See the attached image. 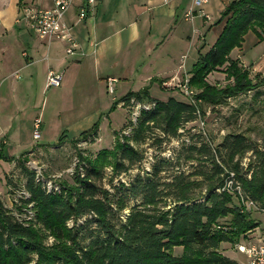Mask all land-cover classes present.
Here are the masks:
<instances>
[{
	"label": "trees",
	"instance_id": "1",
	"mask_svg": "<svg viewBox=\"0 0 264 264\" xmlns=\"http://www.w3.org/2000/svg\"><path fill=\"white\" fill-rule=\"evenodd\" d=\"M219 21L222 32L207 51L199 50L190 72L193 102L161 101L146 89L116 101L134 97L154 105L140 113L130 137L117 141L111 175L104 169L109 151H102L94 162L82 160L83 173L70 177L72 184L49 191L39 179L48 178L37 177L23 160L37 147L13 161L22 183L11 188L7 177L12 206L0 196V264H238L221 245L245 242L259 225L251 211L264 214V130L257 140L230 131L217 142L187 130L175 159L149 160V168L133 146L161 148L184 136L203 105L264 91V74L253 81L231 58L247 34L264 41V0L233 1ZM223 66L233 83L216 88L206 77ZM246 201L255 209L246 210Z\"/></svg>",
	"mask_w": 264,
	"mask_h": 264
},
{
	"label": "crops",
	"instance_id": "2",
	"mask_svg": "<svg viewBox=\"0 0 264 264\" xmlns=\"http://www.w3.org/2000/svg\"><path fill=\"white\" fill-rule=\"evenodd\" d=\"M233 1L205 0L196 6L193 0H97L94 12L83 20L75 2L63 16L78 45L76 54L69 56L63 42L38 38L23 17L22 6L49 9L50 0H8L0 8V174L11 169L9 162L33 150L26 151L36 118L44 127L47 105H40V98L52 88L46 87L49 70L62 75L60 86L50 90L57 113L96 107L95 114L103 115L113 108L112 100L129 92L146 89L155 98V86L180 99L176 89L162 83L176 74L189 79L190 69L181 73L186 54L192 62V51L199 52L209 35L214 37L206 51L215 43L224 27L221 15ZM189 11L191 18L186 17ZM108 77L117 80L114 93L120 99L107 92ZM94 126L100 131L96 122ZM13 152L20 155L12 158Z\"/></svg>",
	"mask_w": 264,
	"mask_h": 264
},
{
	"label": "rangeland",
	"instance_id": "3",
	"mask_svg": "<svg viewBox=\"0 0 264 264\" xmlns=\"http://www.w3.org/2000/svg\"><path fill=\"white\" fill-rule=\"evenodd\" d=\"M7 1L8 0H0V8L6 4ZM213 37L212 34L206 39V43L201 49L203 53L206 51V48L211 45ZM192 52H194V55H192V62H190L191 56H189L188 52L186 54L187 60H185V65L186 62L187 65L181 73H183V71L187 72V69L192 70L194 63H196L199 52ZM231 58L239 61L240 65H242V70H245V68L249 69L251 71L249 76L254 81V77L257 73L264 74V41L258 42L253 34H248L242 46L232 51ZM225 68L226 67L223 66L209 73L206 77L207 82L214 85L216 88L230 86L233 83V79L228 77ZM136 87L137 85L134 84L133 89ZM52 89H54V87L49 89L48 94L44 92V95L40 98V105L42 102H44V105H47L43 118L45 129L44 127L42 129L43 124L41 123L40 138L38 140L33 138L31 145L27 147L26 151L33 149V147L38 144H47L50 145V147L45 148L38 146L31 154L24 156L23 160L27 161L25 163L27 167L32 170L36 169L35 171L40 172L41 175H44L46 178H53L54 176L61 175L60 177H55L54 180L58 184L65 186L66 184L73 183V179L70 178L71 176H69L66 170L73 165L75 159L94 162L98 160L99 154L102 151H109V155H107L108 163L105 165L104 169L107 174L111 175L113 172L111 163L114 160L112 154L117 148L115 136L118 134L121 128L120 126L126 122L125 112L115 106L116 100H112L113 108H109V110L105 112L103 110V115L102 113L95 114L96 112H94V109L96 107L91 109L83 108L82 111L79 110L76 112L73 110L62 112V109H60L59 111L61 112L57 113L51 104L52 98L50 90ZM192 89L196 91V88ZM260 90L261 91L253 90L235 97L227 98L218 105H203L202 112L204 114L200 113L201 115L198 120L188 123L185 126L184 130H182L185 131L184 136L181 137V139H172L166 142L161 148L133 144V146L143 154V162L141 165L145 168H149L147 161L151 160L149 162H153L156 158L160 157L175 159L182 141L187 138V136H185L187 135V130L190 131V134H198V132L203 131L212 138H215V142L221 140V138L230 131L244 132L245 135L252 140H257L261 130H264V91H262V89ZM175 92L179 95L178 98L184 101L187 100L179 90ZM151 93L153 97L159 100H167L169 97V94L161 91L157 86L152 88ZM114 94L116 99L121 98L118 92ZM108 115L109 118L104 119V117L106 118ZM95 122L100 128V141L88 140L92 139V133L98 127L94 126ZM113 129L118 130L113 132ZM63 135L65 136L64 138H62ZM86 139L88 141L84 142L83 140ZM19 155L20 152H13L11 157L16 158ZM171 162L170 169H176L174 162ZM9 164L12 166L10 167L11 169L0 174V188L2 189L0 196L7 206H12L11 198L8 196L9 188L7 187V189H5L7 177L9 178L8 180L14 183L11 188H18L22 183V176L19 174L20 172L18 170L14 172V162H9ZM120 177L125 179L124 174ZM106 180L108 179L106 178ZM3 183H5V185H2ZM104 184L108 187L107 181H104ZM251 216L259 225L253 231V235L251 234L246 239L250 241L249 243H256L258 239L264 238V214L254 210L251 211ZM221 250L225 256L236 260L238 264H248L247 258L237 250L235 245L224 243V245H221ZM175 254H179L178 249L175 250Z\"/></svg>",
	"mask_w": 264,
	"mask_h": 264
},
{
	"label": "built area",
	"instance_id": "4",
	"mask_svg": "<svg viewBox=\"0 0 264 264\" xmlns=\"http://www.w3.org/2000/svg\"><path fill=\"white\" fill-rule=\"evenodd\" d=\"M167 3L171 0H161ZM205 0H193L194 5H200ZM51 7L49 9H41L33 6H22L21 11L23 17L27 20L30 29L37 35L40 39L46 40H58L64 43L65 53L69 56H73L77 51V43L74 37L71 35L69 28L66 26L63 20L65 12L74 5L75 2L79 4V18L83 20L88 14L94 12L97 5V0H50ZM193 12H187L186 17L191 18ZM185 57H183L184 60ZM62 75L55 72L54 70H49L46 77V87H59L61 84ZM116 79L108 77L106 79V88L109 94L114 93V84ZM164 87L179 90L188 101L193 102V97L196 94L192 88H188V77L181 78L179 75L172 76L168 81L162 83ZM151 101L137 100L132 97L126 101L117 102V108L122 109L126 114V126L121 127L118 134H116V140L123 142L125 140V132L128 130V126L131 125V119L134 118V113L139 111L140 106H144V103H150ZM41 119L38 117L35 119L33 124V138L38 140L40 138V128ZM99 130L92 133V139L90 141H100ZM83 140L84 142L88 141ZM84 169V161L78 159V165H71L66 172L69 176L74 174H82ZM36 170V169H34ZM37 172V177H41V173ZM61 175L49 178L50 181L57 183L54 178L60 177ZM246 210L255 209V205L250 202H244ZM237 250L242 253L248 260V264H264V238H260L256 243H245L236 244Z\"/></svg>",
	"mask_w": 264,
	"mask_h": 264
},
{
	"label": "bare ground",
	"instance_id": "5",
	"mask_svg": "<svg viewBox=\"0 0 264 264\" xmlns=\"http://www.w3.org/2000/svg\"><path fill=\"white\" fill-rule=\"evenodd\" d=\"M153 105L154 104L150 102V103H144V106L139 107V111H136V113H134V118L131 119V125L128 126V130L127 132H125L126 137H130L133 134L140 113L143 111H149L153 107ZM73 165H78V159L74 160ZM39 179H41L44 182L45 187L48 188L49 191L52 189L58 190V184L54 183V181H50L49 178L48 179L39 178Z\"/></svg>",
	"mask_w": 264,
	"mask_h": 264
}]
</instances>
